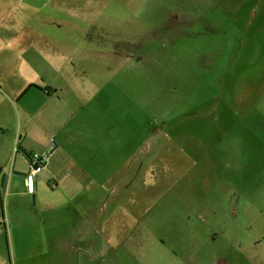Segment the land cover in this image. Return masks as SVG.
<instances>
[{
	"label": "rangeland",
	"instance_id": "rangeland-1",
	"mask_svg": "<svg viewBox=\"0 0 264 264\" xmlns=\"http://www.w3.org/2000/svg\"><path fill=\"white\" fill-rule=\"evenodd\" d=\"M101 2L127 7L136 59L67 61L45 78L64 90L55 101L39 88L1 110L33 118L30 141L53 151L36 197L12 209L13 264L208 261L224 219L241 229L264 200L236 198L264 187V0Z\"/></svg>",
	"mask_w": 264,
	"mask_h": 264
},
{
	"label": "crops",
	"instance_id": "crops-1",
	"mask_svg": "<svg viewBox=\"0 0 264 264\" xmlns=\"http://www.w3.org/2000/svg\"><path fill=\"white\" fill-rule=\"evenodd\" d=\"M112 6L101 0H0V83L5 81V86L0 87V264H13L9 240L20 223L12 209L20 198L26 200L37 195L36 189L34 194H29L26 188L27 155L53 153L46 138L39 136L45 145L36 147L30 141L39 133V125L33 118L24 123L15 122L1 110L15 107L39 88H44L42 95L45 98L48 95L47 100L53 102V95L64 90L55 80L45 78H49L50 71L54 76H64L67 61L87 60L93 55L102 60L136 59L131 44L135 41L120 19L127 7L119 6L116 10ZM70 74L76 76L75 71ZM3 88L6 93L2 92ZM20 157L24 169L18 168ZM48 160L41 174L49 168ZM52 182L62 188L60 180L52 179ZM240 184L243 186L238 189L245 190L237 191L236 198L240 195L242 203L252 199L248 197V189L257 197L264 195L260 193L263 184L256 181ZM255 204L256 215H243L242 219L249 218L251 222L243 227L241 223V229L233 228L232 222L225 218L220 242L209 247L213 253L211 259L199 261L193 256L194 264H264V209L259 207L264 205V200L257 199ZM24 225L21 223V227ZM89 225L91 220L84 227Z\"/></svg>",
	"mask_w": 264,
	"mask_h": 264
},
{
	"label": "built area",
	"instance_id": "built-area-1",
	"mask_svg": "<svg viewBox=\"0 0 264 264\" xmlns=\"http://www.w3.org/2000/svg\"><path fill=\"white\" fill-rule=\"evenodd\" d=\"M50 156L51 153L43 155L38 153H30L27 155L29 171L25 179V184L29 194L35 193L36 178L44 170L47 160Z\"/></svg>",
	"mask_w": 264,
	"mask_h": 264
}]
</instances>
